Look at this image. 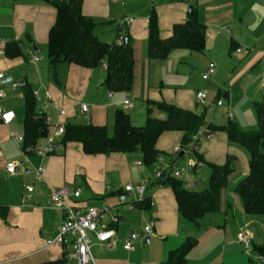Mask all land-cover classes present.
<instances>
[{"label":"crops","instance_id":"1","mask_svg":"<svg viewBox=\"0 0 264 264\" xmlns=\"http://www.w3.org/2000/svg\"><path fill=\"white\" fill-rule=\"evenodd\" d=\"M191 8L196 10L204 25L205 48L199 52L202 56H195L191 53L197 51L187 49L191 51L188 57L197 66L201 65L197 71L200 75L210 62L215 63V72L208 78L210 80L201 77V81L208 82H200L196 90L164 87L162 83L159 89H154L147 84L145 75L150 13L155 11L159 35L166 38L171 35L174 24L185 21ZM81 10L84 15L108 21L100 28L111 26L118 18L114 38L107 42L116 38L117 27L128 30L135 60L131 91L108 90L103 84V65L98 66L104 72L102 81L94 78L98 67L60 63L54 71L48 65L47 36L56 15L51 0H0V73L4 74L0 79V90L5 94L0 99V106L13 110L12 105H5L8 100L17 99L23 103L12 89V82L16 81L26 82L39 91L37 110L54 121L57 119L56 106H59L67 110L66 122L78 123L74 118L82 116L78 104L83 102L89 106L87 118L82 116L87 123L105 124L107 129L116 110L122 109L130 117L126 110L134 107L133 91L140 94L145 111L147 100L165 101L196 112L207 107L213 125H223L232 120L242 129L245 123L241 112L246 108L240 111L241 106L246 104L255 110L256 102L264 105L261 82L264 0H83ZM124 18H130L129 24L123 22ZM8 42L18 44L20 56H5L4 48ZM238 48L243 49L237 51ZM34 56L38 58L35 63L31 62ZM258 81L262 90L259 86L255 88ZM201 89L209 98L203 104L195 98ZM46 92L52 96L49 101L45 100ZM220 95L224 102L215 106L214 102ZM125 99L132 103L131 108L123 105ZM150 115L160 119L166 116L154 106L150 107ZM23 116L24 108L20 119L14 113L9 124L0 121V203L8 207L6 219L0 218V264H37L57 259H68L74 264V260L68 258L69 242L62 246H45V239L55 236L63 219V212L52 206L48 196L51 188L61 185L81 189L74 200L82 207L109 205L114 206L119 214L118 222L113 225L116 231L114 247L94 242L91 248L95 264H161L168 252L177 248L187 236L196 237L197 244L179 264H262L257 249L264 242V236L257 233V228L258 224L264 223V216L245 213L236 192L227 190L229 178L237 173L243 178L248 173V157L242 147L228 142L224 131L210 130L212 137L201 141L198 156L204 161L203 167L188 169L185 158L179 164L187 172L186 181L195 183L191 189L201 190L207 186L209 164L223 165L227 158L230 161L231 172L221 191L220 210L203 216L199 227H195L180 216L175 196L168 185L154 189L149 186L145 202L135 204L132 209L117 206L118 190L121 191L126 183H137L151 176L154 169L173 159L171 152L180 144L181 132L166 131L159 136L156 142L158 159L148 166L136 163L141 160L138 151L88 155L78 142L59 143L61 136L56 138L52 153L45 156L29 153L28 161H24V156L20 160L17 152L12 151V146L20 148L10 135L11 132L23 135ZM44 144L45 136L35 147L41 148ZM12 161L18 165L16 172L11 174L7 173L6 165ZM38 165L46 168L42 182L34 181V169ZM205 168L209 169L206 185H200L199 182H205ZM29 184L33 185L30 194L25 188ZM27 195L30 198L22 203V198ZM126 196L128 200L134 197L129 193ZM220 219L226 222L221 223ZM229 220L231 222L227 223ZM150 221H154L153 235L138 239L132 250H124L122 242L128 233L140 232ZM241 230L251 235L252 249L248 253L237 239Z\"/></svg>","mask_w":264,"mask_h":264},{"label":"trees","instance_id":"2","mask_svg":"<svg viewBox=\"0 0 264 264\" xmlns=\"http://www.w3.org/2000/svg\"><path fill=\"white\" fill-rule=\"evenodd\" d=\"M82 2L83 0H51L56 15L47 36L48 65L55 71L60 63L85 68L105 64V87L112 92L131 91L135 60L128 30L119 26L113 41L101 40L96 32L97 27L108 21L84 15L81 10ZM178 48L197 52H202L205 48L204 25L198 19L196 10L191 8L185 21L174 24L171 35L166 38L160 37L157 15L152 10L148 19V57L166 58L172 50ZM4 54L7 57L20 56L21 49L16 42H8ZM22 92V147H34L47 134V128L43 114L37 110V100L32 94V88L26 82H23ZM146 103V119L140 126L133 125L129 115L118 109L114 113L112 133L108 132L105 124L66 122L59 143L78 142L88 155L138 151L142 163L148 166L158 159L156 142L161 134L166 131L181 132L180 145L185 147L190 143L192 135L209 121L207 107L196 112L165 101L147 100ZM152 106L163 111L165 118L152 117ZM255 111L258 124L255 129L244 130L232 120L223 125L209 122L207 127L211 131H224L229 143L239 145L246 152L249 171L237 182L234 191L241 200L244 212L259 216L264 215V105L256 102ZM198 158L202 159L200 156ZM229 162L227 158L223 165L209 164L210 173L204 189L186 188L183 180L175 178L168 179L164 184L172 189L180 216L191 225L199 227L203 216L220 210L221 191L231 172ZM143 202L145 201L135 204ZM7 213L8 207L0 203V218L5 220ZM196 244V237L187 236L177 248L168 252L161 264L184 262L186 255ZM257 250L259 255L264 256V242ZM64 261L57 259L37 264H63Z\"/></svg>","mask_w":264,"mask_h":264},{"label":"built area","instance_id":"3","mask_svg":"<svg viewBox=\"0 0 264 264\" xmlns=\"http://www.w3.org/2000/svg\"><path fill=\"white\" fill-rule=\"evenodd\" d=\"M123 22L129 24L130 18H124ZM120 43V40H118ZM243 48H238L237 51H241ZM2 50L0 49V54ZM38 60L37 56L31 59V62L35 63ZM264 62V55L262 57ZM106 67L105 64H103ZM215 63L210 62L206 69L201 73L202 79H208L215 72ZM4 77L3 73H0V79ZM261 82L264 86V68L261 72ZM23 82H12V89L16 91V96L23 99L24 95L21 90ZM32 94L35 99H39V91L32 89ZM5 94L0 90V99H3ZM195 98L198 103H205L208 101V95L204 91H197ZM52 96L49 92L45 93V100L49 101ZM224 102V97L220 95L215 100V106H219ZM79 111L84 118H87L89 113V106L86 103L79 102ZM123 105L126 108H131L132 103L125 99ZM57 119L54 121L52 117L43 114L44 123L47 128V134L45 135V144L43 147H22L23 135L11 132L12 139L19 146L24 156V161H28L27 155L29 153H36L41 156L48 155L54 150V143L57 137L62 136L65 129L67 110L56 106ZM231 116V114H229ZM14 118V112L11 110H5L0 106V121L4 124H9ZM209 121L205 126L200 128L195 134L192 135L190 143L183 147L180 144L176 145L171 155L173 159L163 164L161 167L154 169L151 176L144 177L137 183H126L120 192L117 194V206H126L128 209H132L136 202H142L146 199L147 188L152 186L158 188L163 186L168 179L175 178L178 180H185L184 184L186 188H193L195 183L191 180L186 181L187 172L184 168L180 167V161L185 158L186 168L195 170L204 166V161L198 158L197 153L202 140H209L212 137V133L207 127ZM137 164H142V161H137ZM17 162H8L6 165L7 173H15L17 170ZM46 168L44 165H38L34 169V181L42 182L44 180ZM27 192L30 194L33 191V185L29 184L26 187ZM81 193L80 188L73 189L68 185H61L49 190V201L57 209L63 212V219L59 226V229L55 236L45 239V246L52 244L64 245L67 242L70 243L71 250L68 253V258L74 260V264H89L94 262L92 254V246L95 243L104 245L108 248L114 247L116 231L113 227L119 220V214L114 206L102 205V206H87L82 207L77 203L74 198H77ZM132 194L134 197L132 200H128L126 194ZM30 195L22 198V203L27 201ZM154 221H150L145 224L140 232L132 231L128 233L126 238L122 242V248L124 250H132L134 243L138 239L147 238L153 235ZM237 239L242 242L245 251L248 253L252 249L251 247V235L244 230H241L237 234ZM258 259L264 264V256L259 255ZM63 264H72L66 259Z\"/></svg>","mask_w":264,"mask_h":264},{"label":"rangeland","instance_id":"4","mask_svg":"<svg viewBox=\"0 0 264 264\" xmlns=\"http://www.w3.org/2000/svg\"><path fill=\"white\" fill-rule=\"evenodd\" d=\"M97 20H100L101 18H96ZM103 20V19H102ZM118 22V18L115 20V22L111 23V26L105 25L104 27L100 28L97 27V34L99 35L100 39L103 41H108L109 39L112 40L115 35L114 27L116 26V23ZM104 24V23H103ZM102 25V24H101ZM108 27V28H107ZM110 32V33H109ZM187 49L184 48H178L172 50L166 58H149L148 57V51L146 48V82L149 83L150 87H154V89H159L158 87L162 83L164 87H189L194 88L195 90L198 89V86L200 82L207 83L208 81H201V75L197 72L200 66H197L193 63L192 59L188 57V54L191 53V51H186ZM186 52V54H184ZM41 52H39L40 54ZM191 54H194L195 56H202V53L199 52H192ZM96 74H94L95 79H100V81L103 80L104 72L101 67H98L96 69ZM93 78V79H94ZM210 80V79H208ZM261 82L258 81L256 87H260ZM157 87V88H155ZM197 87V88H196ZM262 90V88H261ZM3 91V90H1ZM204 91L205 90H199ZM262 93V91H261ZM131 97L133 98V109L126 110L130 113V118L132 123L135 124V122L143 123L144 118L146 116V111L144 110V103L142 102L140 98V94L136 93V91L131 92ZM6 102V101H5ZM263 104V103H262ZM6 106L12 105L10 107L13 108L11 111H15L16 116L18 119L22 117L23 114V103L20 100H8L5 103ZM245 106H241L240 111H242L243 108H246L244 112H241L244 118V129L250 130L255 129L257 127V120H256V114L253 107H248L246 104ZM249 109V110H248ZM145 113V114H144ZM233 114V113H232ZM146 119V118H145ZM74 120L78 123H87V121L81 116H78L77 118H74ZM140 125V124H136ZM142 125V124H141ZM108 130L109 133H112V127H113V121L108 124ZM12 151H16L19 155V159L23 160V154L17 147L12 146ZM18 161V160H17ZM16 162V161H14ZM205 175H204V183L199 182L200 185H206V177L208 175L209 169L205 168ZM239 173L229 178L228 181V191H233L234 187L236 186L238 180L242 177L238 176ZM238 176V177H237ZM198 185V188H201V186ZM233 187V188H232ZM264 216V215H263ZM222 220V219H220ZM205 222V221H204ZM226 222L224 219L221 221V223ZM231 221H227V223H230ZM257 233L259 235L264 236V223L258 224Z\"/></svg>","mask_w":264,"mask_h":264},{"label":"water","instance_id":"5","mask_svg":"<svg viewBox=\"0 0 264 264\" xmlns=\"http://www.w3.org/2000/svg\"><path fill=\"white\" fill-rule=\"evenodd\" d=\"M124 39L126 40V37Z\"/></svg>","mask_w":264,"mask_h":264}]
</instances>
